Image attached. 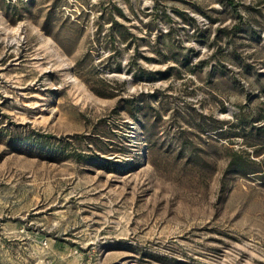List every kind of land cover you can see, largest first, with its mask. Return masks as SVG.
<instances>
[{
    "label": "rangeland",
    "instance_id": "374dc122",
    "mask_svg": "<svg viewBox=\"0 0 264 264\" xmlns=\"http://www.w3.org/2000/svg\"><path fill=\"white\" fill-rule=\"evenodd\" d=\"M6 1L0 264H264V0Z\"/></svg>",
    "mask_w": 264,
    "mask_h": 264
},
{
    "label": "trees",
    "instance_id": "16d2710c",
    "mask_svg": "<svg viewBox=\"0 0 264 264\" xmlns=\"http://www.w3.org/2000/svg\"><path fill=\"white\" fill-rule=\"evenodd\" d=\"M29 1L31 2L33 0H7L5 3L9 9L6 10V14L12 15L13 20L22 18V16H24V14L19 11L18 5L23 4V3H27ZM228 4L231 5L233 8L237 9V5L233 2V0H228ZM118 10H119L120 16L122 18H126L124 13H122V10L120 8H118ZM192 19L193 18H191V20ZM107 20H109L112 23V25L115 24L118 27V30H119L118 31L119 32L118 37L121 38L122 40L128 41V39H127V35L129 34L128 27L123 22H120V20L114 16L113 17H107ZM235 30L236 31L239 30L237 26L235 27ZM97 33L99 34L98 29L96 30V34ZM188 70L193 72L194 68L191 66H188ZM154 72L155 71H153V73ZM148 73L153 74L152 72H148ZM163 73H165V72H163ZM126 102L128 103V105L126 106V110H128L133 116L136 117L137 115L135 114V111H133V109H131L133 106L132 100L126 99ZM142 107H144V106H141V105L138 106L139 109ZM167 108L165 109V111H167ZM201 115L204 117H207V115H203V114H201ZM159 116H161V114H159ZM176 116L180 118V119H178L179 122L182 121L184 124H187L188 126H195V125H193L194 124L193 121L188 117V114L187 115H181L180 112L176 111ZM208 117L211 118V121L216 123V125L214 127H211V128L210 127H203L202 125H199L200 127H198L199 128L198 130H201L203 132H214L215 136L217 138H221V139L223 137H227V135H226L227 134V127H225V125H224L225 122L223 120H220V119L214 117L213 115H209ZM263 118H264L263 115H261L260 117H258L254 121L258 122V121H261ZM140 122H141V119H140ZM233 125L238 128V131H236L231 136H237V137L239 136V137L243 138L246 141V143H248L250 145H253V146L259 145L262 148L264 147V143L263 144L259 143V141H256V140L249 141V137H248L249 129H251V130L256 129L257 131H260V130L264 129V124L255 125L254 123L253 124L252 123L251 124L246 123V122H244V120L241 119L240 116H237L236 120L233 122ZM155 126H156V121H153L150 123V125L147 129L150 131L154 130ZM260 132H257V138H259V137L264 138V135L262 134V132L261 133ZM256 172H260L261 176L264 175V171H263V169H261V167H259V169H257Z\"/></svg>",
    "mask_w": 264,
    "mask_h": 264
}]
</instances>
